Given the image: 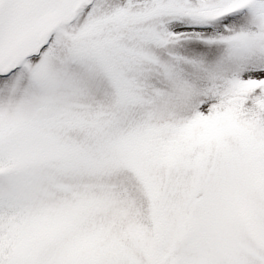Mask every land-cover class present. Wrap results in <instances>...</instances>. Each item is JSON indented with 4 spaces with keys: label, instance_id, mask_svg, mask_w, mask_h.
<instances>
[{
    "label": "snow or ice",
    "instance_id": "snow-or-ice-1",
    "mask_svg": "<svg viewBox=\"0 0 264 264\" xmlns=\"http://www.w3.org/2000/svg\"><path fill=\"white\" fill-rule=\"evenodd\" d=\"M0 264H264V0H0Z\"/></svg>",
    "mask_w": 264,
    "mask_h": 264
}]
</instances>
